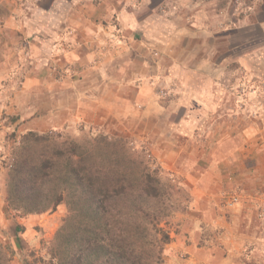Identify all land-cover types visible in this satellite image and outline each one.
Returning a JSON list of instances; mask_svg holds the SVG:
<instances>
[{
	"label": "rangeland",
	"instance_id": "374dc122",
	"mask_svg": "<svg viewBox=\"0 0 264 264\" xmlns=\"http://www.w3.org/2000/svg\"><path fill=\"white\" fill-rule=\"evenodd\" d=\"M29 1L42 12L49 6L48 0L0 3V27L10 13L19 14L21 18L26 12L29 14ZM127 1L124 0L125 3ZM132 2L137 6V1ZM212 7L217 13L210 19L212 38L203 37L200 44L197 39L190 38L187 46L184 42V51L171 43L164 50L149 51L146 69L139 61L131 62L134 54L131 48L128 49V36L118 31L117 43L122 46L116 52L119 68L115 102V85L112 89L103 85L105 90L102 88L95 92L94 83H91L89 90L96 97L85 99L83 94L88 90L86 85L77 81L80 70L77 60L63 59L66 51L58 46L52 47L50 37H47L49 42H41L38 50L30 52L29 38L25 41L17 35H3L0 62L8 56V64L7 68L0 64V71L7 73L6 80L2 81H5L4 88H0L3 91L0 104L3 106L6 102L7 108H0V127L14 121L15 110L20 107L17 105L30 106L32 102L38 113L33 119L37 128L34 132L56 131L64 139L76 141H83L94 134L129 140L132 156L148 159L154 167L159 166L163 171L162 177L169 181L166 195L171 208L162 226L169 231L170 237L175 230V216L186 214L190 208H203L207 204L229 208L232 206L227 205L230 195L237 198L233 205L246 196L245 204L262 207L264 0H215ZM98 20L102 21L99 23L101 27L115 29L118 26L115 14L105 9ZM30 23L37 27L35 22ZM30 23L25 24L24 20V28H29ZM92 26L87 24V29ZM13 40H19V43ZM5 42L7 46L3 45ZM97 52L94 60L102 56L99 50ZM158 60L165 63V80L162 69L157 67ZM200 63L204 65L199 67ZM30 71L32 78L37 77L41 91L34 97L24 94L26 96L20 98L16 91ZM141 91H145L143 96L138 94ZM12 93H16L13 98L17 101L8 107V97ZM109 101L112 102V115H104L101 110L108 111ZM81 103L84 105L81 108L88 107V111L100 109L97 116L92 117L89 123L75 117L59 127L61 116L58 115L62 106L76 114ZM104 104L107 108H103ZM46 112L47 121L44 119ZM48 122H53V125H47ZM25 133H18L17 128L8 132L0 147V246L6 257L11 259L9 264H23L24 259L33 264L41 257L47 260L54 236L68 215L63 204L54 211L37 215L38 218L5 209L11 151ZM170 185L174 186L173 189ZM248 195L252 199H248ZM259 213L253 214L252 220L261 219ZM17 226L23 230H17ZM204 227V231L209 233V228ZM167 245L164 246V257L170 251Z\"/></svg>",
	"mask_w": 264,
	"mask_h": 264
},
{
	"label": "crops",
	"instance_id": "0c3cea01",
	"mask_svg": "<svg viewBox=\"0 0 264 264\" xmlns=\"http://www.w3.org/2000/svg\"><path fill=\"white\" fill-rule=\"evenodd\" d=\"M135 1H137V6H133L135 2L133 3L132 0L126 3L124 0H48L49 6L43 12L29 1L27 10L30 13L26 12L24 17L21 18L19 14L12 13L6 18L2 16L6 21L0 27V43L3 41L1 37L7 34L17 35L25 41L29 38L30 52H33L38 50L41 42H49L47 37H50L52 47L58 46L66 51L63 59L77 60L75 62L80 68L77 81L86 85L88 90L84 92L83 97L85 99L96 97L89 90L91 83H94L95 92H99L105 85L110 89L115 85L113 90V101L115 102L118 98L116 86L118 83L117 69L119 68L116 52L118 47L122 46L117 43L119 41L118 31L123 36L124 33L128 36L129 48H127H131L130 51L134 54L131 62L139 61L144 69L149 64L146 62L149 51L152 52L155 49L161 51V48L164 50L165 46L170 43L175 47L179 46V49L184 51L190 38L197 39V43L200 44L203 37H213V31H210L209 27H211L210 19L217 15L212 7L215 0ZM3 2H8V0H0V3ZM130 4L133 7H126ZM105 6H108V9L103 8ZM104 9L115 14V19L118 20V26L115 29L110 26L101 27L99 23L102 21H96L102 17ZM24 20L25 24L35 22L37 27H33L30 23L29 28H24ZM87 24H93L97 28L92 26L87 29ZM43 37L46 38L43 39ZM7 42L3 45L7 46ZM13 42L19 43V40H13ZM98 50L102 56L94 60ZM7 58L8 56L0 62V64H5L6 68ZM160 60H158L157 67L159 70L162 69V77L165 80V63H160ZM181 65H184V62H181ZM203 65L204 63L198 64L199 67ZM31 72L21 81V88L16 91L18 92L16 96L21 98L24 94H29L30 97H34L38 91H41L38 88L37 77L32 78ZM6 77L7 73L1 70V89L4 88L5 81H2L6 80ZM51 90L49 87V92ZM110 92L112 94V90H109ZM144 92L141 91L138 94L143 96ZM15 94L12 93L11 97H8V107L14 102L16 104L17 100L13 98ZM29 105H17L20 107L15 110L14 121L8 126L0 127V147L5 141L6 134L14 132L16 128L18 133L36 131V121L33 119L38 113L32 102ZM83 106L82 103L79 105L76 114L75 112L72 114V111L62 106L58 115L61 116V124L58 126H63L75 117L89 123L100 110L94 108V111H88V107L81 108ZM4 107L7 108L6 102L3 106L0 104V108ZM182 107L184 105H181ZM103 108L107 106L104 104ZM101 113L112 115V102L109 101L108 111L101 110ZM47 117L48 112L44 115L46 121ZM52 123L48 122L47 125H53ZM245 198L246 196L241 197L240 203L229 208L227 206L216 208L207 204L203 208L201 206L190 208L186 214H177L174 219L175 230L171 232V242L167 245L170 251L164 257L163 264H264V217L252 220L253 214L255 216L260 212L261 206H258V209L255 205L245 204ZM247 198L252 199V196L248 195ZM29 216L38 218L39 215ZM204 226L209 228V233L204 231ZM220 227L225 229L221 230Z\"/></svg>",
	"mask_w": 264,
	"mask_h": 264
},
{
	"label": "trees",
	"instance_id": "16d2710c",
	"mask_svg": "<svg viewBox=\"0 0 264 264\" xmlns=\"http://www.w3.org/2000/svg\"><path fill=\"white\" fill-rule=\"evenodd\" d=\"M131 145L103 134L83 141L56 131L21 136L7 168L5 209L23 216L61 204L68 210L47 260L33 264L164 263L171 241L162 226L171 208L169 181L159 166L134 158ZM6 256L0 246V264L10 263Z\"/></svg>",
	"mask_w": 264,
	"mask_h": 264
},
{
	"label": "built area",
	"instance_id": "2783aa9c",
	"mask_svg": "<svg viewBox=\"0 0 264 264\" xmlns=\"http://www.w3.org/2000/svg\"><path fill=\"white\" fill-rule=\"evenodd\" d=\"M236 201H237V198H236L235 196H233V195H230L229 198H228V200H227V205H228V206H231V205H233L234 203H236ZM259 216H260L261 218L264 217V205H262V207H261V209H260Z\"/></svg>",
	"mask_w": 264,
	"mask_h": 264
}]
</instances>
